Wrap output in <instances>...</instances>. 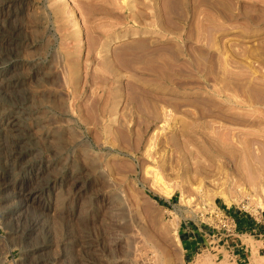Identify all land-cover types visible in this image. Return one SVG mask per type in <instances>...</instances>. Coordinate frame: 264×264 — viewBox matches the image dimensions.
Instances as JSON below:
<instances>
[{"label":"rangeland","instance_id":"374dc122","mask_svg":"<svg viewBox=\"0 0 264 264\" xmlns=\"http://www.w3.org/2000/svg\"><path fill=\"white\" fill-rule=\"evenodd\" d=\"M263 223L264 0H0V264H264Z\"/></svg>","mask_w":264,"mask_h":264},{"label":"crops","instance_id":"0c3cea01","mask_svg":"<svg viewBox=\"0 0 264 264\" xmlns=\"http://www.w3.org/2000/svg\"><path fill=\"white\" fill-rule=\"evenodd\" d=\"M237 220H238V222H236V220L235 219H233L236 223H238L237 224V226H240V224L242 223V221H244L245 219L244 218H241V217H238V218H236ZM258 224H259V222H254V223H252L251 221H248L246 224L244 223V227L246 228V227H248V225H250V227H249V230L251 231V232H253V228L255 227V228H257V227H259L258 226ZM263 225H264V223H263ZM264 230V226H262V227H260V230L259 231H261V230ZM240 233H242V231L240 232ZM239 237V236H238ZM198 244H196V246H197Z\"/></svg>","mask_w":264,"mask_h":264},{"label":"bare ground","instance_id":"6f19581e","mask_svg":"<svg viewBox=\"0 0 264 264\" xmlns=\"http://www.w3.org/2000/svg\"><path fill=\"white\" fill-rule=\"evenodd\" d=\"M227 13H228V12H227ZM224 15H225V14H224ZM229 15H230V14H229ZM225 19H226V16H225ZM75 73H76V72H72L71 76L68 78V79H69V82H71V83H72V81L74 82V80H75V78H76V77H75ZM72 75H73V76H72ZM68 79H67V80H68ZM71 83H70V84H71ZM73 84H74V83H73ZM178 144H179V143H178ZM175 147H176V146H175ZM178 147H179V146H178ZM179 149H180V148H179ZM179 149H178V150H179ZM197 152H198V151H197ZM203 152H204V151H203ZM185 153H186V152H185ZM187 153H188V152H187ZM187 153H186V154H187ZM191 154H192V153H191ZM203 154H204V153H203ZM187 155H189V154H187ZM194 155H195V154H194ZM197 155H198V154H197ZM201 155H202V154H201ZM207 155H208V154H207ZM181 156H182V155H181ZM189 156H190V155H189ZM195 156H196V155H195ZM205 156H206V155H205ZM205 156H204V157H205ZM187 157H188V156H187ZM196 157H197V156H196ZM198 157H199V156H198ZM183 158H184V157H183ZM192 158H194V156H193ZM208 158H209V156H208ZM199 159H200V158H199ZM203 159H204V158H203ZM183 160H185V159H183ZM190 160H191V159H190ZM195 160H196V159H195ZM185 161H186V160H185ZM187 161H188V160H187ZM193 161H194V160H193ZM197 161H200V160L197 159ZM188 162H189V161H188ZM195 162H196V161H195ZM200 162H201V161H200ZM182 163H183V162H182ZM188 165H190V164L188 163ZM200 165H202V164H200ZM188 167H189V166H188ZM197 167H198V166H197ZM197 167H196V168H197ZM194 168H195V165H194ZM198 168L200 169V167H198ZM198 168H197V170H198ZM189 169H191V168H189ZM201 169L203 170L202 167H201ZM194 170H195V169H194ZM188 171H189V170H188ZM205 171H206V170H205ZM226 201H227L228 204H230V200H229L228 198H226Z\"/></svg>","mask_w":264,"mask_h":264},{"label":"built area","instance_id":"2783aa9c","mask_svg":"<svg viewBox=\"0 0 264 264\" xmlns=\"http://www.w3.org/2000/svg\"><path fill=\"white\" fill-rule=\"evenodd\" d=\"M232 222H233L232 224L234 225V228H235V231L234 232H236L238 230L237 223L233 219H232ZM238 235H239L238 233L237 234L235 233V234H232L231 236H233V238L235 239V238H238ZM234 245L237 247L238 244L237 243H234Z\"/></svg>","mask_w":264,"mask_h":264}]
</instances>
